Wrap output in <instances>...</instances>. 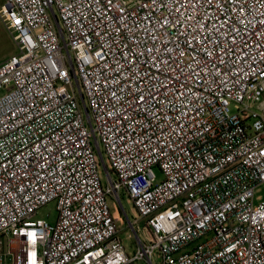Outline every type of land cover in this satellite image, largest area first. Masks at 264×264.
<instances>
[{"label":"built area","instance_id":"2783aa9c","mask_svg":"<svg viewBox=\"0 0 264 264\" xmlns=\"http://www.w3.org/2000/svg\"><path fill=\"white\" fill-rule=\"evenodd\" d=\"M0 24V264H264V0H4Z\"/></svg>","mask_w":264,"mask_h":264},{"label":"rangeland","instance_id":"374dc122","mask_svg":"<svg viewBox=\"0 0 264 264\" xmlns=\"http://www.w3.org/2000/svg\"><path fill=\"white\" fill-rule=\"evenodd\" d=\"M4 4V0H0V6ZM17 52L15 45L13 44L11 38L6 33L2 25L0 24V63L5 61L10 56L14 55ZM5 91H0V95ZM154 173L158 180L161 179V174L154 169ZM99 174L101 182H104V171L101 167L99 169ZM264 199V184L257 187L254 191V203H258L259 200ZM111 210L118 213L119 220L117 221V226L119 228V238L124 246V248L129 252L132 247V244L135 242L134 232L129 228L127 220L130 222L134 219V211L130 203L127 201L125 193L120 194V203H117L115 199L110 198L108 200ZM56 211L54 203H49L39 209L36 212L35 219L45 220L48 223H53L56 219ZM116 215V214H115ZM134 231L138 234V237L143 239V236L146 235L145 229L142 223H138L134 226ZM7 239L5 237H0V254L6 253L7 250ZM158 260H153V264H158ZM141 264V263H135Z\"/></svg>","mask_w":264,"mask_h":264}]
</instances>
